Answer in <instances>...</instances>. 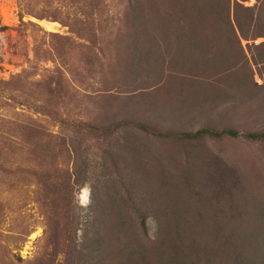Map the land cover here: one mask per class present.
Returning <instances> with one entry per match:
<instances>
[{
    "label": "rangeland",
    "instance_id": "obj_1",
    "mask_svg": "<svg viewBox=\"0 0 264 264\" xmlns=\"http://www.w3.org/2000/svg\"><path fill=\"white\" fill-rule=\"evenodd\" d=\"M92 1L0 0V264H78L74 248L82 230L74 237L70 219L77 211L81 228L86 226L92 186L76 185L84 174L97 181L99 193L114 188L135 198L137 207L149 212L150 238L156 232L151 203L173 209L172 195L179 190L195 197L199 188L190 183L204 178L198 175L206 167L214 182L240 179L264 192V144L243 135L264 128L263 50L255 46L264 37H239L246 56L240 65L246 68L244 78L219 71L208 84L203 60L215 56L225 68L236 67L237 57H227L224 49L236 48L237 38L226 37L221 45L205 32L207 46L193 52L181 40L184 31H174L170 40L157 32L142 53L133 52L125 41L114 45L125 33L117 28L127 0H104L98 14L91 11ZM107 17L115 19L102 22L103 28L94 23ZM74 20L85 24L71 32L64 21ZM172 54L184 66L170 63ZM192 54L196 57L190 59ZM217 94L223 104L215 112L207 102L196 103L198 96ZM188 100L195 102L193 110L183 105ZM115 118L174 131L232 127L239 135L171 140L124 125L108 134L80 132L75 126ZM214 185L210 195L220 205L229 189Z\"/></svg>",
    "mask_w": 264,
    "mask_h": 264
},
{
    "label": "trees",
    "instance_id": "obj_2",
    "mask_svg": "<svg viewBox=\"0 0 264 264\" xmlns=\"http://www.w3.org/2000/svg\"><path fill=\"white\" fill-rule=\"evenodd\" d=\"M244 1L246 0H127L121 17H118L121 25L117 28L125 30V33L116 37L114 45L120 47L125 41V47H133V52L138 50L142 53L153 39L152 34L160 32L169 39L168 36H172L174 31L181 30L187 34L181 40L190 45L194 52L203 44L204 47L207 46L209 40H202L205 32L212 33L208 37L220 41L218 44L221 45V41L226 37L234 36L238 40L236 48L224 51L227 57L232 54L237 57L233 62V66L237 63L236 67L225 68L217 57L208 56L203 62L206 65L204 71L210 76H206L204 80L212 84L211 82L215 81L213 78H216L213 75L219 71L228 78L233 74L244 78L246 68L240 65L246 56L239 37L245 40L264 37V0H255L251 6L244 5ZM103 6L105 7L104 0H93L91 11L98 14ZM114 19L98 18L94 23L98 28H103L102 22ZM64 23H67L71 32H75L79 24H85L80 20ZM135 31H139L140 35H128ZM255 46L262 48L263 52L259 58L264 64V41ZM141 53L136 56L135 61L140 59ZM192 56L196 57L192 54L190 59H193ZM168 58L170 63L184 66V60L175 54ZM252 84L251 90L257 95L254 91V86L257 85L254 82ZM218 95L220 94L211 97L201 95V98L198 96L199 101L196 103L207 102L206 107L215 112L220 107L219 104H223ZM168 101L169 99L162 101L161 106ZM193 103L195 102L188 100L183 105L187 110H193ZM168 107L177 111L179 106ZM115 125L133 127L157 138L171 140H198L204 137L218 139L239 135L232 127L204 125L194 131H174L133 118H115L114 121L102 125L82 122L75 124L80 132L102 130V134H108ZM243 135L264 144V128L245 132ZM128 147L131 152H135L132 150V144ZM210 156L209 153L207 158L211 161ZM208 172L206 167L203 175H198L205 177H197L190 183L199 188L195 197L181 190L173 193L172 204L177 200L175 208L151 203V214L156 221L154 238L148 235L146 219L149 212L138 208L135 198L120 195L114 188L99 193L97 181L91 180L87 174L79 176L77 188L90 182L92 195L85 217L86 226L81 228L77 211L73 212L70 219V231L74 237H77L78 230H82L81 240L74 248L78 264H264V192L258 185H253L252 182L248 184L245 180L223 177L214 182ZM118 183L123 189L124 183ZM138 183L135 181V186L140 188ZM216 183L220 189H229L228 193L223 191L220 205L219 198L210 195L211 189L217 187L214 185ZM206 188L209 189L207 192ZM124 190L127 192L126 187Z\"/></svg>",
    "mask_w": 264,
    "mask_h": 264
}]
</instances>
